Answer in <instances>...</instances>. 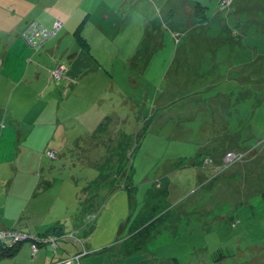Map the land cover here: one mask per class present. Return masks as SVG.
<instances>
[{"label": "rangeland", "instance_id": "374dc122", "mask_svg": "<svg viewBox=\"0 0 264 264\" xmlns=\"http://www.w3.org/2000/svg\"><path fill=\"white\" fill-rule=\"evenodd\" d=\"M87 1L57 0L63 20L70 19L66 32L38 50L27 45L32 53L22 64L11 54L20 46L10 49L5 32L24 9L36 12L35 0H0V72L8 63L14 71L30 65L44 78L66 48L84 49L86 63L97 67L86 66L77 85L62 81L54 90L59 105L48 116L29 105L41 96V82L25 89L29 74L10 82L0 75V108L16 116L4 131L17 134L1 139L0 162L28 154L26 136L41 129L32 117L61 122L64 152L53 146L50 158L64 187L54 220L63 218L67 236L44 248L73 264H263L264 0H92L94 8L84 11ZM56 39L62 43L53 51ZM69 62L59 61L67 70ZM111 118L109 131L115 126L129 136L126 151L95 144L83 156L80 148L71 151L68 144L87 143L86 132ZM107 154L109 164L99 161L107 177L91 186L103 188L94 193L101 196L96 213L87 216L80 212L85 195L76 193L97 178L94 161ZM164 208L144 231L153 234L145 244L144 233L132 236ZM133 246L139 248L124 256Z\"/></svg>", "mask_w": 264, "mask_h": 264}, {"label": "crops", "instance_id": "0c3cea01", "mask_svg": "<svg viewBox=\"0 0 264 264\" xmlns=\"http://www.w3.org/2000/svg\"><path fill=\"white\" fill-rule=\"evenodd\" d=\"M78 2L79 0H77V3ZM91 2L92 0H88L86 3H81V9L84 11L92 10L94 7L90 6ZM42 3H44V5ZM42 3L41 0H35V16H32V14H34L32 12V6V9H24L19 14V17L15 22L7 24L8 29L6 28L5 33L7 36H10V49L16 48L14 46L17 44L20 46V48L18 47L20 50L19 52L11 51V54L20 55L23 61L22 64L25 63V60L28 57L27 54L32 53L28 46L38 50L44 43L42 42V44L38 47L33 46L28 42V40L23 35V32L28 25L36 24L44 29L51 30L54 22L62 21V26L57 32L61 33L62 30L66 32V27L70 23V19H66L65 21L63 20V17H65V12L57 7V0H42ZM166 12H168V10H166ZM47 13L49 14L47 15ZM39 14L41 15L40 17H38ZM103 16L109 18L106 10L103 11ZM225 21L227 22V20ZM10 26H12L11 28H13V30L9 29ZM10 31H12V34H10ZM57 33L54 36H56ZM19 35H21L25 41L21 39V36L19 37ZM212 39L213 38L208 40ZM56 43L57 45L53 48V51H57L59 49L62 40L56 39ZM83 50L84 49H80L76 53L72 54L69 51V48L64 49L58 60L50 61L53 68L50 72L46 73L47 75L44 77L45 80L44 78L40 77V71L38 72L37 68L33 69L30 65H21V68H19L17 71H14L13 69L15 67L12 63L7 64L9 67H6V64H4L0 75L2 74L4 79L10 82L14 80V75L19 74V80H21V78L24 79L25 76L29 74V80L25 82V84H27L25 89H28V87L32 84H39L41 82V96L36 98V103L34 106L32 104L29 105L34 108V113L36 114H39V110H41V107H43V110H41L42 113L40 115L42 116L44 113L48 116V112L50 110L54 111V108L59 105L57 100H55L56 98L54 97V90L62 85V81L63 83H71L72 87L77 85V81L85 75L87 70L86 66L91 67L92 69L97 68L95 64L91 65L86 63V60L89 56L88 53L86 56ZM64 57H66V59L70 58L69 63L71 65L69 70L66 69L64 63H59V61H61ZM58 70H62L59 78L61 79L59 81L61 84L58 85L56 83H52L54 86L48 84V80L52 81V78L55 79L53 74ZM22 74H24L23 77ZM45 90H47L46 95L44 94ZM63 94L65 95L64 91ZM10 102L11 100L8 102V107ZM23 103L25 104L26 102L24 101ZM19 104H22V102L16 101L14 105ZM30 108L29 110H31ZM8 112V110L4 111L2 108H0V141L3 137L9 136L15 138L17 135L12 130L7 132L4 131L6 123H13L16 120V116H14L12 112ZM30 121L33 123V125L40 126L41 129L36 133H33L34 130H32L26 136L27 138L31 139V147L30 149L26 150L28 154L19 152L14 161L13 158H6L0 162V175L2 176L0 179V228L19 230L28 233V235L34 238L40 237L44 239L46 238V232L53 226L54 223L63 222L62 217L54 220L56 216L53 213V208L55 207L54 204H56L62 197L61 192L64 188L62 184L63 180L57 179L52 175V169L58 165L53 163L54 160H52L48 154L51 153L53 155H57L56 152L53 151V146L58 145H60V148L57 151L58 154H63L65 141L64 136L59 129L61 122L57 116L56 119H52L51 123L49 124H46L44 119L40 121L36 120L35 117H32ZM55 123H58L57 128L54 126ZM46 127L48 131H46ZM93 130H89V132H92ZM21 138L23 139L24 136L19 134L18 139ZM42 140L44 141V144L43 146H39L36 141H40L41 143ZM44 146H47L45 150L43 149ZM68 146L70 145L68 144ZM1 154H6L2 148H0V156ZM49 243L51 242L38 243L37 251L34 253L31 252L28 241L20 243L17 246L14 255L9 259L1 260L0 264H73L66 260L67 258L64 259L63 255L57 257L55 253H50L48 249H46L47 247L44 248L46 244Z\"/></svg>", "mask_w": 264, "mask_h": 264}, {"label": "trees", "instance_id": "16d2710c", "mask_svg": "<svg viewBox=\"0 0 264 264\" xmlns=\"http://www.w3.org/2000/svg\"><path fill=\"white\" fill-rule=\"evenodd\" d=\"M113 122H114L113 118L107 119V121L99 124V126L96 128L97 131L93 130L92 132H87L86 135H88V139H89V141L87 143H86V141L84 142L83 140L71 142L69 144L72 146L71 151L73 152L74 150H76V148H80V149H82L81 155L83 156V155H85V148H86L85 146L87 144L90 145L91 147L94 146V144H95L99 147L104 148L106 151L110 148H113L112 149L113 151H115L116 149L119 150V148L126 151V148H127L126 144H128V141H129L128 137L129 136H126L124 133H121L122 130L116 129L115 126H114L113 130L109 131L108 126L110 124H112ZM79 143H82L83 147L80 146ZM71 146H69V147H71ZM105 157L106 158H100L97 162L94 161L95 167L99 170V174L96 176L97 178L87 180L88 184L86 186H84L82 189H80L78 191V193H76V198H78V199L80 196H82V194L85 195V199L87 202L85 204L82 203V207H80L81 208L80 212L88 214L87 216H94L95 215V213H96L95 212V205H96L97 199H99L101 197V196H98V194H94V193H96L98 189L101 190L103 188L97 187L96 189H94V188L92 189L91 186L92 185L100 186L103 182L102 178L107 177V175L104 172V167L102 165H100V163H99V161L104 160V162H103L104 165L109 164L110 163V156L107 154ZM52 160H55V159H52ZM162 194H163V196L166 195V189L165 188L162 191ZM88 198H90L91 200H89ZM262 199L264 201V193L262 194ZM79 203H81V201ZM145 208L149 209L150 207L145 206ZM167 212H168L167 209L164 208L163 211L157 213L156 215H153L151 217L146 218L141 224H139L138 226H136L133 229L134 233L132 236H136L139 233H144L141 241H142V244H145L147 241V238H150L153 234L152 233L149 234V231H146V232H144V231L147 230V228L151 224L162 219V217ZM45 235H46V238H50V236H52L51 238H53V240L56 241L58 238L66 237L67 233L63 229V224L56 222L46 232ZM35 239L37 240V239H41V238L36 237ZM127 240H128V237L125 239V242H127ZM32 241H35V240L32 239ZM21 243H23V242H21ZM19 244L20 243L16 244L15 246H11V247L0 246V261L4 260V259L11 258L14 255V253L16 252V248ZM138 248H139L138 246H135V247L133 246L132 248H130L128 250H124V256L130 255V254L136 252V250ZM78 257H77V260H79ZM221 258H223V255H220L218 257V260H220ZM174 264H180V263H178L177 259H174Z\"/></svg>", "mask_w": 264, "mask_h": 264}, {"label": "built area", "instance_id": "2783aa9c", "mask_svg": "<svg viewBox=\"0 0 264 264\" xmlns=\"http://www.w3.org/2000/svg\"><path fill=\"white\" fill-rule=\"evenodd\" d=\"M61 28V24L59 22H55L51 30H47L38 26L36 24L28 25L23 35L31 43L33 46H39L41 42L45 41L49 37L55 35ZM62 70H58L53 74L55 79H59ZM49 157L53 158V154L49 153ZM35 240V241H32ZM31 240V241H29ZM29 242L31 252L34 253L37 251V244L51 242L52 244L55 243L53 238H44V239H35L34 237L28 235V233L15 230V229H1L0 228V246L3 247H11L21 242Z\"/></svg>", "mask_w": 264, "mask_h": 264}]
</instances>
